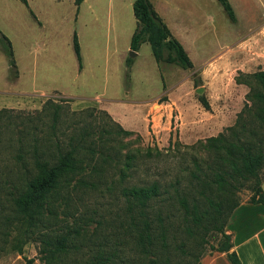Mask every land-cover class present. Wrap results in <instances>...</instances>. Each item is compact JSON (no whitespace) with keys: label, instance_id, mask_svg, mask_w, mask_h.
Listing matches in <instances>:
<instances>
[{"label":"rangeland","instance_id":"rangeland-1","mask_svg":"<svg viewBox=\"0 0 264 264\" xmlns=\"http://www.w3.org/2000/svg\"><path fill=\"white\" fill-rule=\"evenodd\" d=\"M49 1V8L43 16L45 24L43 28L40 29L34 23V30L27 32V41L15 40V47L11 46L12 57L19 64L20 72L17 80H14V72L10 69L7 48L0 43V100L4 103L10 100L4 98L5 96L22 91H38L43 95L17 99L18 105L14 108L3 107L0 111L7 112L4 113L6 114L4 117L7 115L10 117L2 119V135L7 140L10 135L14 138H22V136L31 138L33 133L38 132L36 129L51 132L53 120L58 117L60 133L69 131V128L88 131L95 141L100 140L96 142L95 149L103 152L108 158L97 161L99 166L97 174L92 175L91 178L85 177L86 180L94 183L93 191L72 193L70 203L67 202L68 194L62 193L59 197L56 196L52 202L54 215L48 216L45 213L44 226L40 225L32 230L16 224L6 227L3 222L4 218L10 215L9 204L2 203L0 264H26L28 261L31 264H84L87 258L85 255L88 248L87 241L92 242L89 245L93 251H96L104 236L108 237L116 232L118 220H124V198L120 194V189L124 185L139 183L144 179L170 181L175 176L181 177L182 182L186 183L191 180L192 173L205 182L210 180L209 176L212 173L208 167L212 162L213 152L206 142L212 137L200 139L194 144H184L178 139L175 141L166 139L161 142L156 141L155 138L144 139L133 133L128 136L121 135L118 134V124L98 105L99 99L100 102L124 99L127 91L137 97L145 94H163L164 89L170 90L186 77L187 71L175 63L156 64L151 47L146 42L140 49L138 57L134 59V68L129 78L124 60L130 55L123 47L125 42L107 41L103 33L96 35L91 31L94 27L89 22L75 23L72 18L75 14L74 5L67 0ZM229 2L239 17V24L234 26L219 2L212 0L210 19L205 20V26L210 31L207 33L208 38L205 41L202 39L191 42L194 52H190L195 63L198 64L206 55L213 52L217 44L230 40L251 23L264 22V0H229ZM263 27L264 24L259 25L250 34L259 33ZM74 35L77 36L80 47V63L73 48ZM259 45L263 44L259 42ZM257 53L258 55L251 54L250 57L252 60L255 59L256 65L250 70L238 71L233 77L231 92L236 94L235 100L238 103L235 110H239L237 116L244 109L246 117L254 118L247 107L251 106L250 96L257 92L259 87L249 76L264 69V49L258 48ZM163 55L167 58L168 55L174 56V53L164 48ZM192 81L193 85L191 84L189 92L193 98L201 100L202 93H197L195 89L202 84V81L197 74L193 75ZM55 92L64 94L75 92L77 97L69 99ZM166 100V96L161 98V101ZM251 109L252 114L256 113L253 107ZM28 118L32 122H29ZM7 123L10 124L9 128L3 129ZM263 132L264 130H261L260 134ZM0 146H5L7 148L5 151L13 148L7 143ZM147 150L159 151L162 157L147 159V163L144 158H138L135 173L123 178L121 173L125 172L127 155L145 153ZM1 164L4 166L2 170L9 176L20 168V165L10 158L2 160ZM148 166L152 167L150 174L146 173ZM261 176L264 178V169ZM1 178H3L2 182H12L4 176ZM203 192L202 195H198L200 194L198 192L196 198L204 202L205 197L213 201H219L223 197L222 193L215 190V186H207L203 188ZM3 193L0 194V199L4 201L6 196ZM251 196L250 190H242L235 198L247 202ZM12 215L14 217V213ZM64 224L86 228V232L78 238L80 249H69L58 254L56 260H51L43 251L41 240L44 235L56 236L61 233L60 229ZM205 225L206 221L199 227L190 224L193 233L191 236L181 224L177 229L178 232L173 234L177 238L175 242L177 249H173L170 253V262H164V258L156 257L158 260L156 264H184L183 260H188L190 262L188 264H196L194 257L185 258L183 252L188 250L191 252L198 242L202 243L201 253L204 257L218 253L216 250L226 246L229 240L219 234L206 232ZM111 239L113 240V237ZM202 239L204 242L201 241ZM111 243L108 242L110 246ZM133 255L126 250L122 257L131 263L135 258ZM134 262L149 264L147 260L137 258Z\"/></svg>","mask_w":264,"mask_h":264},{"label":"trees","instance_id":"trees-1","mask_svg":"<svg viewBox=\"0 0 264 264\" xmlns=\"http://www.w3.org/2000/svg\"><path fill=\"white\" fill-rule=\"evenodd\" d=\"M28 8L27 0H19ZM76 9L83 0H73ZM231 21L235 16L228 0H217ZM133 13L137 21V28L131 38V50L137 51L140 44L147 42L157 63H175L181 68L191 69L192 63L180 43L173 38L162 19L154 11L149 0H135ZM7 55L14 67L13 54L10 43L6 40ZM73 48L78 62H81L80 47L77 36L73 37ZM173 52L174 56L163 55V49ZM258 85L259 90L250 96L251 106L248 112L254 118L245 116L244 109L238 114L233 126L226 128L217 137L206 142L213 152L212 162L208 167L211 173L210 180L203 181L196 174L186 183L181 177L175 176L170 181L144 179L139 183H130L120 189L124 198V220H118L116 232L108 237L104 236L96 251L87 241V258L84 264H136L134 259L147 260L149 264L170 262V253L176 250L177 240L174 233L183 224V229L192 236L190 224L221 235L229 240L226 246L216 250L225 253L231 264H240V261L231 251L230 236L226 234V227L234 210L242 203L235 196L242 190H250L251 198L247 203L261 204L264 207L261 173L264 169V69L250 75ZM205 107L208 106L203 102ZM253 107L256 113L252 114ZM7 112L0 111V145L10 144L13 148L8 151L0 146V194L6 199L2 203L9 204L10 215L4 218L6 227L18 225L32 230L44 226V215H54L52 202L62 193L69 195L79 194L85 190L93 191L94 183L86 180L99 172L97 161L108 158L103 152L95 149L96 142L88 131L69 128V131H58V117L54 118L51 132L36 129L31 138L25 136L14 138L10 135L4 139L1 131L2 119L8 118ZM9 113V112H8ZM29 122H32L28 118ZM10 124L4 125L9 128ZM118 134L128 136L131 132L125 131L120 125ZM260 134V135H259ZM259 135V136H258ZM63 137V139H61ZM12 151V152H11ZM7 156H6V155ZM105 155V156H104ZM159 151L147 150L145 153H131L126 157L123 178L135 173L138 158H161ZM11 159L20 165L12 175H6L2 170L4 159ZM102 163V162H101ZM152 167L146 168L150 174ZM156 169V168H155ZM2 176L12 182H2ZM78 178V179H76ZM7 185V187H6ZM215 186V190L222 193L219 201L205 197L197 199L196 194L202 195L203 188ZM64 196V195H63ZM68 205V204H67ZM14 213V217L12 215ZM74 217V216H73ZM76 221V219H74ZM61 233L56 236L44 235L41 240L43 251L51 260L69 249H80L78 238L86 232V228L64 224ZM113 237V240L111 239ZM202 242L203 239L201 240ZM108 242H112L111 246ZM202 243L198 242L194 248L184 253L185 258L194 257L196 264H201L204 255L201 253ZM182 247V246H180ZM126 250L134 254L132 261L122 256ZM157 257V258H156ZM184 264L190 263L183 260ZM26 264H31L29 261ZM170 264V263H169Z\"/></svg>","mask_w":264,"mask_h":264},{"label":"crops","instance_id":"crops-1","mask_svg":"<svg viewBox=\"0 0 264 264\" xmlns=\"http://www.w3.org/2000/svg\"><path fill=\"white\" fill-rule=\"evenodd\" d=\"M67 1L74 5L73 0ZM134 1L83 0L78 9L74 5L75 14L72 17L75 23L89 22L94 27L91 31L96 35L103 33L107 41L125 42L123 47L130 55L124 60L128 77L130 73L132 74L134 59L138 57L140 49L146 43H141L137 51L131 50V38L137 28L133 13ZM149 1L173 38L183 47L193 67L187 70L181 68L188 73L183 77L184 80L187 78L186 81L182 79L170 90L164 89L163 94H145L137 97L127 91L124 99H110L105 102H100L99 99V107L125 131L144 139L155 138L161 142L166 139L172 141L178 139L184 144H194L200 139L218 136L235 122L239 110H235L238 103L235 100L236 94L231 92L233 77L238 71H247L256 65L255 59L252 60L250 57L251 54L258 55V48L264 49V27L259 33H250L264 22H253L230 40L217 44L214 51L197 64L191 57V52H194L191 42L207 40V33L210 31L205 26V20L210 19L212 0ZM27 3L28 8L19 0H0V43L5 47L6 40L13 47L15 40L27 41V32L34 30V23L40 29L45 25L43 16L49 8L50 1L27 0ZM234 16L235 21L228 19L237 26L239 17L236 12ZM259 42L263 45H259ZM15 61L14 67L10 66V69L14 72V80H17L20 70L17 60ZM162 63L165 62H156L158 65ZM194 74L202 81L195 89L196 92L198 89L203 90L201 100L193 98L189 92ZM55 94L69 99L77 97L75 92ZM35 96L43 95L38 91H22L7 95L4 98L10 100L4 103L0 100V110L3 107L14 108L18 105L17 99ZM165 96L167 100L161 101ZM261 188L264 195V180ZM226 234L230 236L231 251L235 252L240 264H264V207L261 204L242 202L232 213ZM201 264L231 263L225 253H216L204 257Z\"/></svg>","mask_w":264,"mask_h":264},{"label":"water","instance_id":"water-1","mask_svg":"<svg viewBox=\"0 0 264 264\" xmlns=\"http://www.w3.org/2000/svg\"><path fill=\"white\" fill-rule=\"evenodd\" d=\"M131 54L134 55L133 52H132ZM202 91H203L202 89H198V90H197V93H202Z\"/></svg>","mask_w":264,"mask_h":264}]
</instances>
